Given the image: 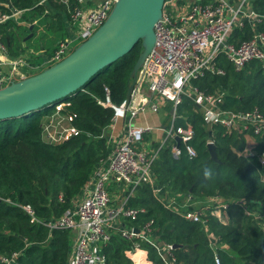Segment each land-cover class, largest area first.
Returning <instances> with one entry per match:
<instances>
[{
  "label": "trees",
  "instance_id": "trees-1",
  "mask_svg": "<svg viewBox=\"0 0 264 264\" xmlns=\"http://www.w3.org/2000/svg\"><path fill=\"white\" fill-rule=\"evenodd\" d=\"M70 4L73 7L75 0ZM253 8L262 17L259 30L264 34V0H253ZM0 11L10 15L20 12L17 19L0 24L8 57L19 58L32 47L25 44L31 41H25L31 32L39 37L32 47L34 55L27 60L39 72L61 43L75 37L69 8L59 0H0ZM253 34L246 22L243 28L235 29L231 42L240 43ZM142 51L139 42L68 98L71 105L61 113L74 117L73 125L79 133L63 143L49 144L43 138V119L53 113L52 105L26 116L0 120V257L17 254L19 264H67L73 232L58 229L50 234L49 228L32 221L21 205H30L40 221L60 218L72 208L100 161L112 151L104 132L110 130L115 113L105 104L108 98L116 106L124 103L131 72ZM220 66L225 75L207 74L195 84L207 93H224V109H258L264 115V64L253 61L238 72L223 57ZM165 109L170 112V105ZM178 113L183 116L178 124L191 126L196 132L192 144L197 157L190 159L184 154L176 159L170 145L161 149L152 169L163 196H157L150 184L138 186L129 206L144 211L127 225L141 228L153 221V238L181 245L174 251L179 264H216V256L221 264H264V167L256 156H239L235 149L245 146V138L229 135L218 125L212 128V141L220 163L212 160L208 126L198 106L185 99ZM256 140L264 150V135L256 136ZM205 168L212 170L211 179L204 178ZM216 198L231 205L245 200L249 210L261 216H247L239 207L248 230L226 225L210 214ZM163 199L175 200L181 211H202L203 222L185 220L179 212L167 208ZM213 239L218 240L217 246ZM132 243L113 235L105 248L107 264H135L127 256ZM142 247L149 251L152 264H163L154 248L147 243Z\"/></svg>",
  "mask_w": 264,
  "mask_h": 264
},
{
  "label": "built area",
  "instance_id": "built-area-1",
  "mask_svg": "<svg viewBox=\"0 0 264 264\" xmlns=\"http://www.w3.org/2000/svg\"><path fill=\"white\" fill-rule=\"evenodd\" d=\"M59 1L69 8L75 37L60 44L50 60L51 65L64 59L73 50L75 42L81 43L92 36L104 24L118 0H75L73 7L70 0ZM19 14V11L12 15L0 11V24ZM261 18L253 8V0L165 1L162 20L155 28V47L138 73L130 101L125 100L116 106L108 98L105 104L112 107L115 113L107 134L108 145L112 149L109 156L100 161L72 208L62 217L40 221L30 205H21L32 221L48 227L50 234L58 229L73 232L67 264H107L105 248L113 235L133 242L127 251L133 262V257L140 253V259L152 264L149 251L142 247L147 243L154 248L163 264H179L174 244L152 237L153 221L141 228L127 225V221L136 220L144 211L129 206V198L138 186L150 184L157 196H163V190L156 186L152 169L161 149L170 145L176 159L184 154L190 159L197 157L192 144L196 137L194 128L178 124V120L183 118L178 108L185 99L198 106L207 126H222L227 134L245 138V146L241 150L235 149V152L245 158L258 157L264 167V150H260V142L256 140V136L264 135V115L258 109L249 112L224 109L221 107L224 93H207L195 84L207 74L225 75V69L220 66L223 57L238 72L253 61L264 64V34L259 30ZM246 22L251 25L253 36L240 43L231 42L235 29L243 28ZM0 48L6 54L1 34ZM9 65L10 70L6 73L0 69V90L11 81L30 76L29 68L21 59L10 61ZM70 105L68 98L52 105V114H62L69 125L44 122L45 142L60 144L79 133L73 125L74 117L61 113L64 107ZM167 105L171 108V119L166 127L138 123L139 118L146 114H161ZM121 123H124L122 127L119 126ZM157 132L162 134L160 142L151 146L147 137ZM177 138H181L180 143ZM163 200L167 208L179 212L185 220L203 222L202 211H181L175 200ZM233 205L244 209L247 216H261L252 213L245 200ZM233 205L216 198L210 214L227 225L222 212ZM213 241L218 245V240ZM16 259L17 254L1 256L0 262L19 264ZM215 262L221 264L218 256Z\"/></svg>",
  "mask_w": 264,
  "mask_h": 264
},
{
  "label": "water",
  "instance_id": "water-1",
  "mask_svg": "<svg viewBox=\"0 0 264 264\" xmlns=\"http://www.w3.org/2000/svg\"><path fill=\"white\" fill-rule=\"evenodd\" d=\"M166 0H118L104 24L64 59L26 78L11 81L0 90V120L26 116L59 103L127 55L139 42L141 52L133 67L126 101L129 102L139 71L156 44V25L162 20ZM34 26L30 29L33 30ZM33 37V32L25 41ZM212 140V126H208ZM105 130L104 137H107ZM180 143L181 138H177ZM212 160L219 162L213 141L208 144ZM139 233V229H136ZM175 249L181 245H174Z\"/></svg>",
  "mask_w": 264,
  "mask_h": 264
},
{
  "label": "crops",
  "instance_id": "crops-1",
  "mask_svg": "<svg viewBox=\"0 0 264 264\" xmlns=\"http://www.w3.org/2000/svg\"><path fill=\"white\" fill-rule=\"evenodd\" d=\"M18 16H16L15 19H17ZM41 30H42V27L39 28L38 33H40ZM32 38H34V33H33V37H31L30 39H32ZM32 47L27 49V51L25 52L24 55H22L16 59L8 57L3 52V50L0 48V69L4 73H6L10 70V65H9L10 61H15V60L21 59L23 61L24 66H26L27 69L29 68L28 69L29 72L33 71V73H34V72L38 71V73H39V70H36L35 68H32L27 64L28 58H30L32 55H34V51H33ZM47 64H50V61ZM29 75H31V74L29 73ZM32 75H35V74H32ZM46 116L44 117V120H43L44 122H46L45 121ZM170 119H171V113L164 109L162 111V113L158 114V115L146 114L145 116H142L141 118H139L138 123L139 124H149L153 127H157V126L166 127L170 123ZM123 125H124V123L119 124L120 127H122ZM161 135L162 134L160 132H157V133L151 134L147 137V139H149L151 146L158 145V143L160 142V139H161ZM251 139H253V138H251ZM245 142H246V139H245ZM263 178H264V176H263ZM241 212L242 211L240 210L239 207H233V208L231 207V209H229L228 211L222 212V217L224 220H226L227 225H233V226L240 227L243 229L246 227V225H245L244 216L242 215Z\"/></svg>",
  "mask_w": 264,
  "mask_h": 264
},
{
  "label": "rangeland",
  "instance_id": "rangeland-1",
  "mask_svg": "<svg viewBox=\"0 0 264 264\" xmlns=\"http://www.w3.org/2000/svg\"><path fill=\"white\" fill-rule=\"evenodd\" d=\"M48 38H50L49 35H48ZM38 39H39V37L38 36H35L33 39H28V41L29 40H31V41L30 42H25V44L27 43V45H31V46L35 47L37 45ZM79 44L80 43H76L75 42V44L72 45V49H74L75 47H77ZM50 66H51V64H46V66L43 67V70L46 69V68H48V67H50ZM36 70H38V69H36ZM43 70H41V71H43ZM29 73L32 75V74L38 73V71H36L34 73L32 71V72H29ZM45 121H49V122L50 121H53L55 124L61 123L63 125H69V122L66 120V118L62 114H59V113H54V114H51V115L47 116V118H46ZM243 230H245V231L248 230V227L243 228ZM213 242L217 245V242L216 241H213ZM140 256H141V254L139 253L137 255V257H133L135 264H147L146 260L140 259Z\"/></svg>",
  "mask_w": 264,
  "mask_h": 264
},
{
  "label": "clouds",
  "instance_id": "clouds-1",
  "mask_svg": "<svg viewBox=\"0 0 264 264\" xmlns=\"http://www.w3.org/2000/svg\"><path fill=\"white\" fill-rule=\"evenodd\" d=\"M205 179H211L212 178V170L210 168H205L203 172Z\"/></svg>",
  "mask_w": 264,
  "mask_h": 264
}]
</instances>
